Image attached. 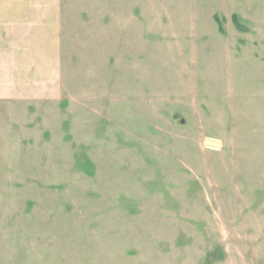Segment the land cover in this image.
I'll use <instances>...</instances> for the list:
<instances>
[{
    "label": "rangeland",
    "instance_id": "obj_1",
    "mask_svg": "<svg viewBox=\"0 0 264 264\" xmlns=\"http://www.w3.org/2000/svg\"><path fill=\"white\" fill-rule=\"evenodd\" d=\"M60 11L57 95L0 99V264H264V0Z\"/></svg>",
    "mask_w": 264,
    "mask_h": 264
},
{
    "label": "crops",
    "instance_id": "obj_2",
    "mask_svg": "<svg viewBox=\"0 0 264 264\" xmlns=\"http://www.w3.org/2000/svg\"><path fill=\"white\" fill-rule=\"evenodd\" d=\"M61 0H0V99L56 96Z\"/></svg>",
    "mask_w": 264,
    "mask_h": 264
},
{
    "label": "water",
    "instance_id": "obj_3",
    "mask_svg": "<svg viewBox=\"0 0 264 264\" xmlns=\"http://www.w3.org/2000/svg\"><path fill=\"white\" fill-rule=\"evenodd\" d=\"M204 143L207 146L216 147V148L220 147V143L214 140L207 139L204 141Z\"/></svg>",
    "mask_w": 264,
    "mask_h": 264
}]
</instances>
